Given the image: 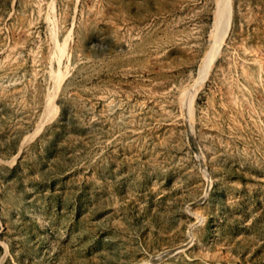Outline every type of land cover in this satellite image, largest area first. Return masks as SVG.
I'll use <instances>...</instances> for the list:
<instances>
[{"label":"rangeland","instance_id":"374dc122","mask_svg":"<svg viewBox=\"0 0 264 264\" xmlns=\"http://www.w3.org/2000/svg\"><path fill=\"white\" fill-rule=\"evenodd\" d=\"M216 7L0 0V264H264V0Z\"/></svg>","mask_w":264,"mask_h":264},{"label":"bare ground","instance_id":"6f19581e","mask_svg":"<svg viewBox=\"0 0 264 264\" xmlns=\"http://www.w3.org/2000/svg\"><path fill=\"white\" fill-rule=\"evenodd\" d=\"M227 0H217V7H216V11L214 14V23L212 26V31H211V35H210V53L211 51H215L218 48V42L220 40V25H221V19L224 13V7L226 4ZM207 55V58L209 57V54ZM212 62V61H211ZM205 63H203L202 67H201V71H203L204 67H205ZM191 91H187L185 93V97H184V101L187 107V95L190 94Z\"/></svg>","mask_w":264,"mask_h":264}]
</instances>
